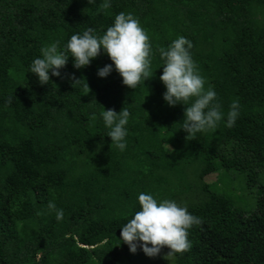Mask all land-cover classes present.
Returning <instances> with one entry per match:
<instances>
[{
	"label": "trees",
	"instance_id": "16d2710c",
	"mask_svg": "<svg viewBox=\"0 0 264 264\" xmlns=\"http://www.w3.org/2000/svg\"><path fill=\"white\" fill-rule=\"evenodd\" d=\"M103 2L0 0V264H140L143 251L121 243L120 226L139 210L141 192L201 219L189 229L190 249L170 264H264V0H107L100 9ZM120 12L149 36L148 80L131 89L115 70L98 77L112 63L103 52L79 70L69 57L48 84L29 73L41 47L89 27L102 35ZM178 36L192 42L224 114L188 138L185 106L163 99L156 51ZM124 107L121 151L100 114Z\"/></svg>",
	"mask_w": 264,
	"mask_h": 264
},
{
	"label": "clouds",
	"instance_id": "9594fccd",
	"mask_svg": "<svg viewBox=\"0 0 264 264\" xmlns=\"http://www.w3.org/2000/svg\"><path fill=\"white\" fill-rule=\"evenodd\" d=\"M88 2L92 5L95 0ZM108 6L105 0L100 9ZM192 48L190 40L178 36L166 48L156 49L163 65L159 77L166 89L163 99L171 107L178 104L185 106L184 119L180 125L187 133V138L215 128L224 119L221 105L216 102L214 87L209 85L205 88L206 81L191 55ZM101 52L112 63L98 69V77L107 78L115 70L121 76L123 85L131 89L142 79L148 80L153 55L149 36L139 20L125 12L116 14L112 25L102 35L89 27L82 33L73 34L63 45L60 41H53L41 47L40 56L33 59L28 71L42 85L48 84L50 77L61 76V70L67 65L69 57L73 58V67L79 70L88 67ZM80 82L76 81L75 84ZM240 107L238 98L230 103L226 115L227 127L235 125ZM130 115L126 107L118 114L113 109L103 108L100 114L108 129L107 137L111 138V146L115 145L121 151L127 147L126 125ZM92 118H97L95 113ZM137 201L139 210L120 226V241L128 246L132 254L140 248L147 257L155 258L163 248H167L169 251L163 258L170 264L171 258L190 249L189 229L201 223L199 217L174 200L158 201L151 194L141 192ZM47 208L55 213L57 221L62 220L63 209H58L52 202L48 203Z\"/></svg>",
	"mask_w": 264,
	"mask_h": 264
},
{
	"label": "rangeland",
	"instance_id": "374dc122",
	"mask_svg": "<svg viewBox=\"0 0 264 264\" xmlns=\"http://www.w3.org/2000/svg\"><path fill=\"white\" fill-rule=\"evenodd\" d=\"M217 178H216V175H212V176H209L205 179V182L206 183H214L216 182ZM167 254L166 251L164 252H161L157 257L155 258H149L147 257L144 253H142V256L141 257H138L140 258L139 260H137L140 264H165L163 263V257ZM169 264V263H167Z\"/></svg>",
	"mask_w": 264,
	"mask_h": 264
}]
</instances>
